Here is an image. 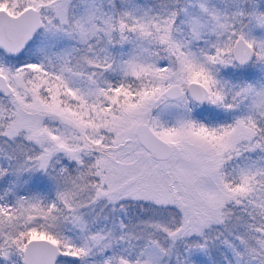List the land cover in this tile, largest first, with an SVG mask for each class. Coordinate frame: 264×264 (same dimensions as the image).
I'll return each mask as SVG.
<instances>
[{
    "label": "snow or ice",
    "instance_id": "snow-or-ice-1",
    "mask_svg": "<svg viewBox=\"0 0 264 264\" xmlns=\"http://www.w3.org/2000/svg\"><path fill=\"white\" fill-rule=\"evenodd\" d=\"M0 264H264V0H0Z\"/></svg>",
    "mask_w": 264,
    "mask_h": 264
}]
</instances>
